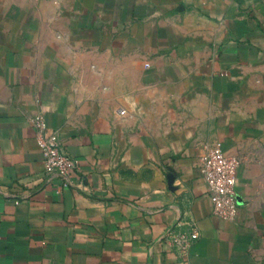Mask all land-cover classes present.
Listing matches in <instances>:
<instances>
[{
  "label": "crops",
  "instance_id": "0c3cea01",
  "mask_svg": "<svg viewBox=\"0 0 264 264\" xmlns=\"http://www.w3.org/2000/svg\"><path fill=\"white\" fill-rule=\"evenodd\" d=\"M217 144L233 221L201 172ZM193 229L184 259L165 235ZM0 264H264V0H0Z\"/></svg>",
  "mask_w": 264,
  "mask_h": 264
},
{
  "label": "built area",
  "instance_id": "2783aa9c",
  "mask_svg": "<svg viewBox=\"0 0 264 264\" xmlns=\"http://www.w3.org/2000/svg\"><path fill=\"white\" fill-rule=\"evenodd\" d=\"M36 142L43 154L44 169L47 174H56L63 179V187L72 186L70 178L78 170L77 161L67 154L56 134L46 131L44 121L36 122ZM241 160L225 153L221 144L210 148L201 168L207 184L214 215L229 221L236 219L237 172ZM199 238L197 229L190 232L169 230L165 239L184 259L187 258L193 243Z\"/></svg>",
  "mask_w": 264,
  "mask_h": 264
}]
</instances>
